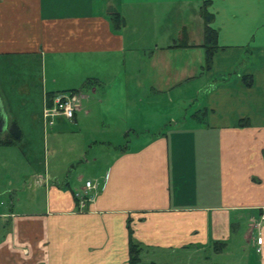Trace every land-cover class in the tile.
<instances>
[{"label":"crops","instance_id":"crops-1","mask_svg":"<svg viewBox=\"0 0 264 264\" xmlns=\"http://www.w3.org/2000/svg\"><path fill=\"white\" fill-rule=\"evenodd\" d=\"M205 3L213 45L205 43ZM190 9L202 21L201 43L189 35L187 46L166 47L198 50L208 85L194 87L189 111L188 99L173 114L161 110L179 86H103L93 76L61 86L43 77L36 112L19 118L29 92L7 81L17 110L4 111L6 132L15 123L21 137L0 145V264H129V240L139 264L148 253L157 264L156 254L205 258L210 251L217 264H264V0H0V59L85 69L95 61L112 73L130 24L173 18L184 26ZM59 92L74 93L79 112L47 127V94ZM209 111L213 125L202 118ZM72 133L50 166L44 144L61 147ZM119 138L126 144L114 143ZM75 162L91 166L86 179H72ZM84 194L91 201L81 205Z\"/></svg>","mask_w":264,"mask_h":264},{"label":"rangeland","instance_id":"rangeland-1","mask_svg":"<svg viewBox=\"0 0 264 264\" xmlns=\"http://www.w3.org/2000/svg\"><path fill=\"white\" fill-rule=\"evenodd\" d=\"M156 23V25H151V20L145 18L143 21L144 26L143 24H140V27H138L137 24H130L129 27L126 28L127 34L130 33L132 35H127V40L129 41L128 46L123 53L119 54V68L113 70L112 73H107L106 69H100L101 66H97L98 63L95 61L91 62L90 67H87L89 69L87 74H83V69H88L73 67L71 64H63L62 62H55L54 66L50 59H31L29 62L22 59H16L14 61L0 59V99L3 104V110L7 111L6 114L9 117L11 114L14 115L17 110L14 108L12 100L10 106V97L14 96L15 90L11 94V87L8 86L7 81L14 82L15 86L12 87L13 89L24 87L29 92L27 97L29 102H25L26 107L23 110H17L18 117L20 118L22 114L31 115L33 110L36 112L38 106L36 104L35 96L39 90L43 77L46 79L56 77L58 78V85L61 86H79L86 77L93 76L100 79L103 82V86H179L170 93V95H174L175 98H173L174 101L172 105L169 106L170 108L166 102V106L161 108V110L171 111L173 114L174 112L181 110L180 99H188L189 104L183 108V111L184 109L189 111V105L192 104L191 101L198 100V96L193 92L195 90L194 87L208 85V83H205L204 81L206 76L201 77L198 72L201 63V59L198 55L199 53L196 52L198 50H189L188 48L187 51L179 48L169 50L166 47L176 45L187 46L189 35L193 37V43H201L203 38L202 21L196 17L195 10L190 9L188 11V25L184 24V26H176L173 18L165 19L163 23H159V21H156ZM160 51L163 52L160 53ZM10 68L13 70H10ZM231 76L234 77L233 75ZM126 91L128 92V89ZM130 92L133 94L132 90ZM147 94H149L148 96H150V94L154 96L151 91H148ZM153 96L150 98L153 99ZM168 96L169 94L166 93L167 99ZM155 98L160 100L159 102L167 100L163 98V95H160L159 98ZM21 99H24L25 101L26 98L22 97ZM132 100L133 98L130 97L127 98L125 102L126 107L127 104H129L127 108L128 110L133 108ZM202 111H205V108ZM210 113L211 111H209V116L204 113L202 118L206 124L213 125L209 122L211 116ZM132 125L135 126L136 124ZM22 126L24 127V124H22ZM120 126L122 125L119 124V130ZM6 134V131L1 134L0 140H4ZM132 136L133 135L130 134V140H133L132 138L134 136ZM64 137H66L67 140L64 141L62 139L63 143L61 144V147L58 146L54 149L50 142L44 144V149L48 150L46 153L47 157L49 154L50 166H52L54 161L52 155L55 156L58 149H61V152H63L62 149L68 150L70 147L69 141H72L71 138L76 139L73 133L72 135L69 134ZM113 141L119 145L126 144L125 141L120 138ZM36 142L42 147V140L40 138L39 140H36ZM11 159H13V157ZM74 164L75 168L71 172L73 180H75L78 174L84 176L85 179L91 174L92 170L90 165L84 163L80 166L78 162H75ZM12 172L14 175L12 179L16 181L20 171L16 170ZM181 255L169 254V256H167L166 254H156L153 258H155L157 264L219 263V259L212 251H210L209 254H206L205 258H200L193 253H181ZM152 256L153 254L148 253L147 258H145V256L143 257V262L149 264V261L152 260Z\"/></svg>","mask_w":264,"mask_h":264},{"label":"built area","instance_id":"built-area-1","mask_svg":"<svg viewBox=\"0 0 264 264\" xmlns=\"http://www.w3.org/2000/svg\"><path fill=\"white\" fill-rule=\"evenodd\" d=\"M79 103L76 100L75 94L72 92H59L53 95L50 103L45 102L42 119L47 127L54 126L57 119L71 121L77 112H79ZM86 189H91V182L85 183ZM81 205L90 202L91 198L87 194L80 197ZM264 221V217L261 218Z\"/></svg>","mask_w":264,"mask_h":264},{"label":"trees","instance_id":"trees-1","mask_svg":"<svg viewBox=\"0 0 264 264\" xmlns=\"http://www.w3.org/2000/svg\"><path fill=\"white\" fill-rule=\"evenodd\" d=\"M208 3H205L204 6L200 10V15L204 22V36L206 45H213L215 43L216 33L212 29L208 27V24L212 21V15L207 12L206 7ZM109 15L113 19L115 25L117 27H121L123 24V20L113 9H109ZM53 93L47 94V102L50 103V100L53 97ZM21 132L18 126L15 123H12L8 133L6 134V138L4 140H0V145L11 146L17 143L20 140ZM139 253L140 250L137 245H135L132 240H129V264H139Z\"/></svg>","mask_w":264,"mask_h":264},{"label":"water","instance_id":"water-1","mask_svg":"<svg viewBox=\"0 0 264 264\" xmlns=\"http://www.w3.org/2000/svg\"><path fill=\"white\" fill-rule=\"evenodd\" d=\"M7 130V118L5 116L2 103L0 100V135Z\"/></svg>","mask_w":264,"mask_h":264}]
</instances>
